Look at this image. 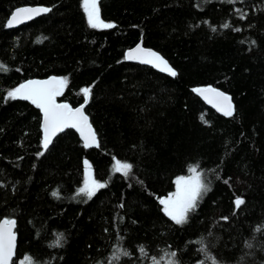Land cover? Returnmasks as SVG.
<instances>
[{
    "label": "trees",
    "instance_id": "obj_1",
    "mask_svg": "<svg viewBox=\"0 0 264 264\" xmlns=\"http://www.w3.org/2000/svg\"><path fill=\"white\" fill-rule=\"evenodd\" d=\"M24 5L50 11L9 29ZM98 6L115 27L92 28L83 0H0V220L17 222L12 264H151L171 252L177 264H264V0ZM141 39L177 76L125 59ZM52 75L68 81L59 101L86 103L99 147L66 129L44 151L41 111L6 98ZM207 85L231 96L233 116L194 92ZM116 160L130 176L113 172ZM85 161L107 184L91 200L77 195ZM192 168L211 191L176 225L159 201Z\"/></svg>",
    "mask_w": 264,
    "mask_h": 264
},
{
    "label": "snow or ice",
    "instance_id": "obj_2",
    "mask_svg": "<svg viewBox=\"0 0 264 264\" xmlns=\"http://www.w3.org/2000/svg\"><path fill=\"white\" fill-rule=\"evenodd\" d=\"M230 2L234 3L235 0H230ZM83 7L92 28L101 26L104 28L115 27L114 24H105L100 19L98 0H83ZM48 11H50L48 8L18 9L7 21L6 26L9 28L14 27L17 24L23 23L25 20L32 19L34 16ZM224 27L227 28L229 25L225 24ZM236 30L239 31V29ZM127 59L138 60L143 64H151L161 71H166L172 77L178 74L163 56L154 51L145 50L140 46L129 51L127 53ZM0 70L6 71L2 65H0ZM67 84L68 81L66 78L57 77H52L43 81L29 80L6 93L7 99L31 101L32 104L42 110V147L44 151L48 150L54 137L65 129L78 130L86 148H91L93 146L99 147L96 133L92 129L89 118L85 115L83 108L73 109L66 103H57V97L63 94ZM194 91L203 96L205 100L213 104L219 111L223 112L225 116L234 115L235 108L230 96L210 86L206 88H197ZM82 92L86 100L91 98L90 87H85ZM44 151L40 152L39 155L43 156ZM85 164L87 166L85 179L83 186L78 189L77 195L86 198V200H91L99 190L107 187V184L97 181L91 172V165H88L87 161H85ZM132 168V164L127 162L122 163L120 160H116L113 172L128 177L132 173ZM190 171L191 174L188 177L182 176L176 180L177 190L173 195L159 201L160 204L164 206L163 212L176 225L186 224L190 213L197 210L199 201L204 195L211 191L209 184L203 178V173L198 171L197 168H192ZM225 182L227 183V181ZM53 195L56 196L57 193L54 192ZM244 203L245 201L241 197H236L234 200L236 209H239ZM122 206L123 205H121V207ZM222 219L227 220L228 218L223 217ZM15 223V220L7 218L0 221V264H11L16 247V234L13 231ZM200 243H203V241H200ZM140 250L143 252V247H141ZM123 254L127 255L128 253L124 252ZM175 256L176 252L167 254L166 264H177ZM118 258V256H115L113 260H118ZM153 264H160V262L153 258Z\"/></svg>",
    "mask_w": 264,
    "mask_h": 264
},
{
    "label": "water",
    "instance_id": "obj_3",
    "mask_svg": "<svg viewBox=\"0 0 264 264\" xmlns=\"http://www.w3.org/2000/svg\"><path fill=\"white\" fill-rule=\"evenodd\" d=\"M22 8H48V9H49V7H46V6H39V5H24V6H21V7L16 8V9L12 12V14L9 16L8 20L11 18V16H12V15H13L18 9H22ZM48 12H49V11H48ZM48 12H46V13H41L40 15L34 16L32 19L25 20L23 23H20V24L15 25L14 27H11V28L8 27V28H9V29H15V28H18V27H20L21 25L27 24V23H29L30 21H32V20H34V19H36V18H38V17H40V16H42V15L47 14ZM8 20H7V21H8ZM138 46L144 48L145 50H151V51H154V52L158 53L159 55L163 56L161 53H159V52L156 51L155 49L145 46V45L143 44V39H141L137 44H135L133 47L129 48V49L125 52V59H126L127 61H129V62H133V63L143 64V63H140L138 60H128V59H127V53H128L129 51H131V50H134V49L137 48ZM163 57H164V56H163ZM164 58H165V57H164ZM165 59H166V58H165ZM166 60H167V59H166ZM167 61H168V60H167ZM168 63H169V65H170L173 69H175V68L171 65V63H170L169 61H168ZM144 65H148V66L154 68L155 70H157V71H159V72H162V73H164V74H166V75L172 77V76L169 75L166 71H161L159 68L154 67V66L151 65V64H144ZM175 71H176V70H175ZM52 77L61 78V77H59V76H54V75H52V76L43 77V78H31V79H28V80L24 81L23 83H26V82L29 81V80H40V81L48 80V79H50V78H52ZM23 83H21V84H23ZM21 84H20V85H21ZM209 86H210V87H213V88H216L217 90H219V91L225 93L226 95L230 96L228 93L224 92L223 90H221V89H219V88H217V87L211 86V85H207V86H199V87H197V88H206V87H209ZM197 88H195V89H197ZM195 89H194V90H195ZM194 92H195V93H196V94H197V95H198V96H199V97H200V98L206 103L207 106H209L211 109L215 110L217 113H219V114L225 116V115L223 114V112L219 111L216 107L213 106V104H210L207 100L204 99L203 96H201V95H200L199 93H197L196 91H194ZM230 97H231V96H230ZM231 99H232V98H231ZM24 101H25V100H24ZM28 102L31 103V101H28ZM57 103H66V104H68L70 107H72L73 109H75V108H83L85 115H87L88 118H89V123L91 124L92 129H93L94 132L96 133V131H95V129H94V126H93V124L91 123L90 117H89L88 113L86 112V109H85L86 103H82V104H80V105L73 106V105H71L70 103H68V102H66V101H59L58 99H57ZM232 103H233V105H234L233 100H232ZM31 104H32V103H31ZM33 105H34V104H33ZM34 106H35V105H34ZM234 108H235V105H234ZM38 109H39V108H38ZM39 110L41 111V114H42V123H41V126H42V133H43V112H42L41 109H39ZM65 130H66V129H65ZM65 130H64V131H65ZM72 130H74V131L79 135V137L81 138V140H82V142H83V144H84L83 138H82V136L80 135L79 131L76 130V129H72ZM60 133H61V132H60ZM60 133H58V134L54 137V139H55ZM96 136H97V134H96ZM54 139H53V140H54ZM97 140H98V138H97ZM93 147H95V146H93ZM91 148H92V147H91ZM3 219H5V218H3ZM3 219H1L0 221H2ZM7 219H8V218H7ZM12 220H15V219H12ZM15 222H16V220H15ZM16 227H17V222L15 223V227H14V229H13V231H14L15 234H16V247H15L14 255H13V257H12L11 264L13 263V261H14V259H15V257H16V254H17L18 234H17V232H16Z\"/></svg>",
    "mask_w": 264,
    "mask_h": 264
},
{
    "label": "rangeland",
    "instance_id": "obj_4",
    "mask_svg": "<svg viewBox=\"0 0 264 264\" xmlns=\"http://www.w3.org/2000/svg\"><path fill=\"white\" fill-rule=\"evenodd\" d=\"M189 176V175H188ZM188 176H183V177H188ZM180 177H182V176H180ZM179 177H177L176 179H175V182H176V180L178 179ZM98 181V180H97ZM99 182H102V181H99ZM176 190H177V185H176V183H175V190L173 191V193H171V195H173L175 192H176ZM170 195V196H171ZM159 261V260H158ZM163 262H161V261H159L160 262V264H166V259H164V260H162ZM19 263L20 264H23V262H22V260H19ZM151 264H153V263H151Z\"/></svg>",
    "mask_w": 264,
    "mask_h": 264
}]
</instances>
